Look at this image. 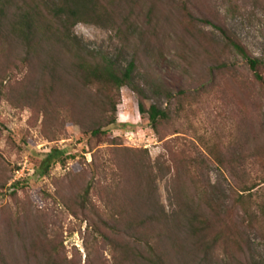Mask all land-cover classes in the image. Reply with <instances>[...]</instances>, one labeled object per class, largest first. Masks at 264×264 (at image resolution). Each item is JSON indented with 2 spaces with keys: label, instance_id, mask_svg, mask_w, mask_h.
<instances>
[{
  "label": "rangeland",
  "instance_id": "rangeland-1",
  "mask_svg": "<svg viewBox=\"0 0 264 264\" xmlns=\"http://www.w3.org/2000/svg\"><path fill=\"white\" fill-rule=\"evenodd\" d=\"M96 13L71 33L133 60L145 106L167 115L150 125L125 85L86 89L50 14L35 55L3 32L0 264H129L135 241L110 228L124 190L150 204L143 231L166 264H264V0H99ZM213 24L260 60V80ZM54 147L62 161L38 173Z\"/></svg>",
  "mask_w": 264,
  "mask_h": 264
},
{
  "label": "trees",
  "instance_id": "trees-1",
  "mask_svg": "<svg viewBox=\"0 0 264 264\" xmlns=\"http://www.w3.org/2000/svg\"><path fill=\"white\" fill-rule=\"evenodd\" d=\"M18 1H23L27 5L18 4ZM98 6L99 0H41L37 3L34 0L28 1V3L27 0H0V35L3 32L8 33L6 39L9 35L18 42L21 48L25 49L26 54L35 55V53L44 50V46H46L45 43L43 47H40L37 39H39V34L46 35L50 26V19L47 20L44 13L50 14L59 21L61 29L65 30L61 42L66 54L69 59L73 60L74 67L79 72L81 84L86 89L94 84L105 85L114 88L117 92L121 86H128L139 97V112L146 114L150 125L155 126L159 118H164L167 114L155 104L145 106L142 100L144 90L134 83V61L130 60L126 66H122L120 62L113 59L83 50L80 41L70 31L71 26L77 20L94 18V21L98 22L97 20L100 18L99 13H96ZM188 15L193 17L190 13ZM213 26L219 30L227 45L245 58L253 76L260 80L261 74L258 69L260 60L257 57L248 55L244 44L236 40L223 27L215 24ZM111 110L112 112L115 111V103L111 106ZM98 132L99 129L92 130L94 134ZM63 155L64 150L51 148L44 153L35 170L40 174H46L51 164L59 160L62 161ZM15 184L17 183L14 182ZM243 188V190H251V188ZM88 189H86V192ZM149 206L150 204L147 203L145 196L140 192L124 190L123 201L114 207L115 214L111 219L113 223H111L110 228L113 231L127 232L135 241L130 246H125V248L129 247L130 258L127 255L125 257L129 264H166L153 247L159 241V236L152 235V229H150L151 233L149 234L143 231L146 223L150 221V215H146L145 211ZM162 217V212L157 211L153 218L157 221ZM186 219L188 228L193 230L195 228V223H193L195 214L193 213L192 217H186ZM201 238L204 247H208L210 245L209 240L205 239L204 235H201ZM141 245H145V249H142ZM46 263L59 264L54 256H50Z\"/></svg>",
  "mask_w": 264,
  "mask_h": 264
}]
</instances>
